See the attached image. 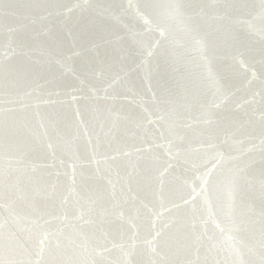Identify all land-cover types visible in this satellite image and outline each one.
<instances>
[{
	"label": "water",
	"instance_id": "1",
	"mask_svg": "<svg viewBox=\"0 0 264 264\" xmlns=\"http://www.w3.org/2000/svg\"><path fill=\"white\" fill-rule=\"evenodd\" d=\"M0 2V261L260 264L262 0Z\"/></svg>",
	"mask_w": 264,
	"mask_h": 264
},
{
	"label": "snow or ice",
	"instance_id": "2",
	"mask_svg": "<svg viewBox=\"0 0 264 264\" xmlns=\"http://www.w3.org/2000/svg\"><path fill=\"white\" fill-rule=\"evenodd\" d=\"M81 6L82 5H76V7H81ZM83 6H86V5H83ZM16 7L18 6L11 4V3L0 2V10H2L5 14H8L13 8H16ZM262 7H264V0H262ZM197 43H200V41H197ZM205 115L210 117L211 113L205 112ZM261 120L262 122H264V113H261ZM205 122H208V121L206 120ZM179 139H182V137H180ZM169 143H171V141H169ZM213 167H215V165ZM202 179H203V182L200 185V188L205 194H207L208 184L211 179V173L209 172V174L203 177ZM185 203H187V201H185ZM81 215H83V212H81ZM46 223H48V221H40V220L33 221L34 228L32 230V238H35V240L38 242L39 247H40V253H43L46 245H51L52 248L55 250V249H59L62 244L59 233L48 231L44 228V224ZM153 227H155V225H153ZM159 236H160V233L157 232L156 237H154L153 239H156ZM19 247L23 248L24 246L19 245ZM262 247H264V230H262ZM0 264H4V261H0ZM18 264H40V261L38 259L37 260L27 259V260L19 261ZM260 264H264V258L261 259Z\"/></svg>",
	"mask_w": 264,
	"mask_h": 264
}]
</instances>
